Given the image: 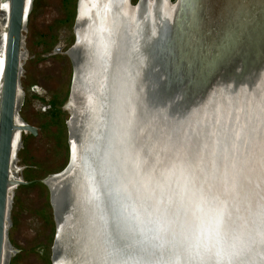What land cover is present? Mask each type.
I'll return each instance as SVG.
<instances>
[{"label":"water","instance_id":"obj_1","mask_svg":"<svg viewBox=\"0 0 264 264\" xmlns=\"http://www.w3.org/2000/svg\"><path fill=\"white\" fill-rule=\"evenodd\" d=\"M5 1L9 2V15L0 67V264L9 262L4 251L10 225V194L14 188L36 184L47 186L51 194L57 227L52 250L55 264L62 259L64 250L68 256L75 251L76 241L58 227L64 223L65 215L73 212L70 170L79 161L77 156V160L74 158L73 147L67 168L59 175L32 182L12 176L15 145L20 144L18 133L38 136L36 128L17 122L23 95L20 79L25 59L24 32L33 0ZM102 1L90 3L87 14H92ZM121 1L122 13H132L131 0ZM149 1L138 0L139 6L147 5L138 9L136 19L137 23L142 21V41L147 46L144 50L136 49L140 44L131 47L118 68L121 82L114 99L122 93L118 91L123 76L127 88L130 81L137 84L131 88L135 90L131 98L124 106L116 100L107 108L106 93L96 79L98 94L90 100V105L95 102L92 110L84 107L75 115L70 113L66 126L70 149L72 142L76 146L84 143L82 161L77 166L78 186L84 188L85 183L93 191L98 210H110L123 221V208L127 205L134 207L137 214L143 209L142 215L149 217L156 205L155 220L161 216L159 225L164 239L155 242L167 243L179 237V222L187 217V211L177 207L179 202L185 203L189 182L194 193L200 194L201 190L208 199H215L216 206L226 212L222 217H228L231 208L234 210V196L241 194L256 202L261 210L258 201H264V0H155V7L148 6ZM79 24L78 18L76 28ZM106 25V21L101 27L98 25L99 34L106 33ZM225 45L230 50L226 51ZM105 48L107 44L100 37L86 47L77 41L68 50L66 55L74 69L69 100L77 95L76 72L87 54L85 67L101 78ZM218 50L222 57L217 56ZM123 151L129 152L125 163L131 173L117 162ZM148 164L153 166L144 176L141 172ZM235 177L237 190L243 188V193L234 190ZM54 179H58V185L51 187ZM138 188H143L140 194L131 192ZM140 196L146 198L144 208L138 202ZM259 213L255 215L257 225L239 220L232 231L248 236L254 228L257 233L264 230ZM232 215L238 220L234 212ZM173 222L178 235H174ZM200 223L193 219L187 226ZM181 235L184 238V232ZM201 237L213 238L209 232ZM254 247L252 264H264V246ZM76 260L77 256L69 264Z\"/></svg>","mask_w":264,"mask_h":264},{"label":"rangeland","instance_id":"obj_2","mask_svg":"<svg viewBox=\"0 0 264 264\" xmlns=\"http://www.w3.org/2000/svg\"><path fill=\"white\" fill-rule=\"evenodd\" d=\"M131 2L135 6L138 0ZM76 3L77 0H35L24 32L25 60L20 79L23 95L18 116L38 131L37 137L21 135L22 149L16 155L14 173L25 182L57 175L70 161L66 126L70 116L66 108L74 69L66 53L75 41ZM3 16L0 19L5 21L7 16ZM59 46L62 48L57 52ZM87 58L88 54L82 67ZM2 63L0 60V67ZM11 204L8 264H53L57 227L47 186L18 187Z\"/></svg>","mask_w":264,"mask_h":264},{"label":"bare ground","instance_id":"obj_3","mask_svg":"<svg viewBox=\"0 0 264 264\" xmlns=\"http://www.w3.org/2000/svg\"><path fill=\"white\" fill-rule=\"evenodd\" d=\"M93 1L94 0H80V2H79L78 18L80 20V24H79L80 26H78L76 28V30L80 29V31H78L80 33V38H77V41L79 42V44L86 47L87 44L93 45V42L91 41L92 35H98L95 38H97L99 40L101 37L103 43L107 44V48H105V57H104L105 64L102 63V66L100 67V69L102 71V76L100 79H99V77L96 78V76L94 75L91 68L89 69L87 67H82V66L79 67L78 71L76 72L77 95L73 96L72 99L68 101L67 108H66L70 117H71L70 113L75 115L76 110H79L80 108L88 107L89 110L90 109L92 110V105L95 102L93 101L92 105H90V100H92V98L94 96L97 97V94H98V93H96L97 86L94 84V83H96V79L99 81V87L102 89V86H103L104 91L106 93L107 99L104 102V106H106L107 108L108 107L110 108L112 106V103L115 102L116 100L120 101V104H123V106L126 105L125 103L128 102V100L132 96L131 94H133L135 91L132 89L135 88L137 86V84L133 85L131 83L132 81H130V83L128 84L129 88H127L126 87V79H125V76H123L122 86L120 88V91H118V92H122V93L117 95L116 99H114V97H115L114 92L118 90L117 88L121 82V75L118 73L119 72L118 68L124 62V55L131 50V47H133L135 44H137V45L140 44V47L138 46L136 49L140 50L142 48L144 50L145 47L147 46V44L142 41L141 30L144 29V26L142 25V21L141 22L139 21L138 23L136 21V19L138 18V15H137L138 9L140 10V9L145 8L144 7L145 3L141 4V6L138 5V2L136 3L135 6L131 4V6H129V8L131 9L130 11L132 13H125L124 14L121 11V2H123V1H121V0H103L102 2H100L97 5V8L95 9V11L89 15V14H87V8L86 7L88 5L90 6V3H92ZM147 3H148V6H150V7H155V5H156L155 0H150ZM4 13L6 14V16L8 18L9 2H6L5 0H0V16L4 17L3 16ZM7 18L5 19V21L4 20L2 21L0 19V30L2 29V31H3V34L0 36V39H1L0 42L2 45L1 49H0V60L1 61H3V56H4V48L3 47H4L5 43L2 44V42H4L5 36H6ZM86 19H88V20H86ZM104 21H106L108 23V25H106V28H105L106 33L103 32V33L99 34L98 25H100V27H101V25L104 23ZM155 34L157 35V33H155ZM136 38H137V40H136ZM103 45L105 46V44H103ZM61 48L62 47L59 46L56 51L57 52L61 51ZM94 49L95 48H93V47L91 48V50L96 51ZM141 64L143 65L142 59H141ZM117 73L119 76L117 75ZM70 95H71V93H70ZM160 113H161V111H160ZM163 113L164 112H162V114ZM158 116H160V115H158ZM17 122H18V125H21V126L27 125V124H22L23 122L19 119V116H18ZM21 133H18V138H19V135ZM75 144L76 143H73V142L71 144V153H72V149L74 147V152L76 153V155H74V158H75V160H77V157H78V161H79L78 163H80L82 161V157L80 156V153L84 148V146H83L84 143H82L81 145H77V146ZM15 149H16L15 150L16 152H14V153L17 154L19 149H20L19 142H18V144L16 142ZM128 154H129L128 151L121 152L120 156L117 158V162H119V165L121 167L125 166V168H124L125 172L131 173V171H128V169H126V163H125V158L127 160ZM162 156L163 155H161L159 157V159H161ZM78 163H77V166H78ZM77 166L76 167L74 166L72 168V170H70L72 172L71 174H73V176L71 177L70 180H72L71 182H72V185L74 187L73 193L71 195L72 201H73V203L71 205L72 206L71 209L73 212H71V210H70L65 215V218H64L65 221L62 224V226L60 228L58 227V229H60L61 232H65V231L68 232L66 235L69 234V236L72 238L73 241H76L77 239H79V232L74 227V225L72 223L73 214H74V211H76L75 209H77V206L88 205V206H90L94 209H97V210L99 208L97 203H96V200H94V198H93V197H96V195L94 196L93 191L92 190L89 191V189L87 188L85 183H84V186H85L84 188L81 186H78V183H79L78 177L80 176V174L78 173L79 170H78ZM152 166H153V164H148V166L145 167L143 172H141L142 175L146 176L149 173V171L151 170ZM122 170H123V168H122ZM59 174H57V175H59ZM150 174H151V172H150ZM54 176H56V175H54ZM13 178L15 180L17 179L15 176ZM134 179H135V177H134ZM233 179H234V182H233L234 190L236 192L243 193V188H241V190H237L236 177ZM57 180L58 179L52 180V183H50L51 187L58 185V184H56ZM176 181H181V180H176ZM148 183L149 182H147L145 187L148 186ZM187 187H189L190 192L186 194L185 203L181 204L182 203V201H181V202H179V204H178L179 206L177 207L178 210L182 211L184 209L185 211H187L186 219L184 221L181 220V222H179V224L181 223L180 225L178 224L179 225L178 226L179 238H183L181 235L182 232H184V237H199L200 239H203L201 237V235H203L204 233H207V232H209L210 236H213V237H215V233H216V237H218V236L222 235L225 231H229V230L232 231L233 228H236L238 223H239V220L246 222L248 224L253 223V225H251V226L257 225V224H254L255 218H256L255 215L258 212H260L259 211L260 207L257 205L256 202L252 201L250 198H247V197L243 196L242 194L234 196L233 205L236 204V207L233 206L234 210L231 208L230 209L231 212H229V216L228 217H227V215L225 217L223 216L224 217V219H223L222 214L225 215L226 212L221 207L219 208V206H216V203H215L216 201L214 198L212 199V197H210L208 199L205 196V194H203V192H201V190H200V194L194 193V188H193V185L191 182L188 183ZM55 189L57 192V199H59L60 198V191L58 189H60V186H57ZM171 189H174V188H171ZM15 190H16V188H14L12 190L13 193L10 194V196H12V198H13V194H14ZM132 191H134L135 193L139 192V194H140V192L143 191V188L131 190V192ZM169 196L171 198L172 191L170 192ZM226 199L224 198V201ZM261 199H264V194L262 195ZM87 200H89V203L87 202ZM145 200H146L145 197L143 199H141V196L138 198V202H141L142 208H144L143 206H144ZM11 201H12V199H11ZM258 202H259L261 209H262L264 207V201H258ZM123 203H124V200H121L120 205H122ZM127 206H125V207H127ZM220 209H222V211H220ZM142 210L143 209H141V211ZM141 211H139L138 214H140ZM155 212H156V205H154L153 208L151 209L150 217L155 219L158 216L157 215L158 213L155 214ZM233 212L236 214V217L238 219L236 221L233 219V216H234V215H232ZM125 215H126V213L124 212V216ZM214 215H216V217H214ZM125 217L123 218V221H125ZM170 218H172V220H174L172 214H171ZM160 219H161V216H160L159 220H157L158 223H159ZM193 219H194V221L197 220V222L198 221L201 222L200 225L198 224L197 226H193V224H191L188 227L187 223L190 220L193 221ZM173 226H175L174 235H178V231H177L178 229L176 227V222H173ZM188 231H191L192 233H190ZM198 233H200V234H198ZM4 254H5V257L8 259L10 256V248L8 246L7 239H6V246H5ZM66 254H67V252H65V250H64L62 259H60V261L58 263H55V264H69L72 261V258L77 256V251L75 249L74 254H72L71 256H68ZM166 261H167V258L164 257V258L160 259L159 264H166ZM253 263H255V262H253ZM256 263H258V261H256ZM71 264H73V263H71Z\"/></svg>","mask_w":264,"mask_h":264},{"label":"clouds","instance_id":"obj_4","mask_svg":"<svg viewBox=\"0 0 264 264\" xmlns=\"http://www.w3.org/2000/svg\"><path fill=\"white\" fill-rule=\"evenodd\" d=\"M125 221L110 212L88 205L77 206L73 225L79 232L74 245V264H252L255 245L264 246V230L242 236L225 231L218 237H184L163 241V229L152 217L137 214L132 206L123 208ZM264 224V209L260 210Z\"/></svg>","mask_w":264,"mask_h":264},{"label":"flooded vegetation","instance_id":"obj_5","mask_svg":"<svg viewBox=\"0 0 264 264\" xmlns=\"http://www.w3.org/2000/svg\"><path fill=\"white\" fill-rule=\"evenodd\" d=\"M34 1L35 0H33V3H32V9H31V11H30V14H29V16L31 15V13H32V11H33V5H34ZM79 1L80 0H77V3H76V15H75V21H74V29H73V34H74V45L77 43V38H80V33L78 32V31H80V29H77L76 30V23H77V19H78V10H79ZM93 13V12H92ZM29 16H28V21H29ZM28 21H27V25H28ZM98 35H92L91 37V41L94 43L95 42V37H97ZM1 40V39H0ZM2 44H3V42H2ZM0 45H1V42H0ZM73 45V46H74ZM60 52V51H59ZM70 59V58H69ZM71 60V59H70ZM70 93H71V90H70ZM19 119L23 122L22 124H27V123H25L22 119H21V117L19 116ZM28 125V124H27ZM24 134H28L27 132H22L21 134H20V149H19V151L22 149V136L21 135H24ZM18 141V140H17ZM68 144H69V140H68ZM16 146V145H15ZM69 149H70V145H69ZM18 151V152H19ZM70 151H71V149H70ZM14 154H16V153H14ZM18 154V153H17ZM70 155H71V152H70ZM70 157V156H69ZM70 160V159H69ZM15 165V163L13 164V166ZM12 176L14 177L15 176V173H14V167H12ZM48 188V187H47ZM49 190V189H48ZM49 192H50V190H49ZM50 196H51V194H50ZM53 209V208H52ZM10 213H11V211H10Z\"/></svg>","mask_w":264,"mask_h":264},{"label":"snow or ice","instance_id":"obj_6","mask_svg":"<svg viewBox=\"0 0 264 264\" xmlns=\"http://www.w3.org/2000/svg\"><path fill=\"white\" fill-rule=\"evenodd\" d=\"M225 50L227 51V50H230V48H229V46H227V45H225ZM217 56L218 57H222V53L218 50V52H217Z\"/></svg>","mask_w":264,"mask_h":264}]
</instances>
